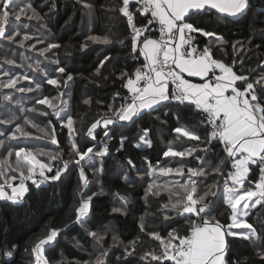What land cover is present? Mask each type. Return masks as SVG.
Returning a JSON list of instances; mask_svg holds the SVG:
<instances>
[{"label": "snow or ice", "instance_id": "6c2138e0", "mask_svg": "<svg viewBox=\"0 0 264 264\" xmlns=\"http://www.w3.org/2000/svg\"><path fill=\"white\" fill-rule=\"evenodd\" d=\"M34 3L35 0H0V39L17 44L21 48L25 47L27 41L34 39L33 35L25 31L28 29L26 21L43 19L34 7ZM78 3L89 16L95 14L96 9L92 0H78ZM251 7L252 0H118L110 10L126 18L124 32L119 36L90 34L80 48L81 50L88 48L89 42L109 45L115 41L123 45L127 41L130 52L137 59L142 56L139 66L131 72L126 69L120 72L121 86L127 89L128 95L115 92L112 97L113 104L108 106V110L98 113L94 122L79 132L70 111L63 106L67 104V100L63 98L66 95L70 98V91L68 93L58 91L55 97L44 96L35 100L34 106L28 109V112L44 117L53 116L62 127L68 129L67 159L61 151L49 152L40 149L34 152L18 144L6 146V141L32 137L33 133L26 130L28 126L36 128L41 134L36 138H47L56 144L55 126L50 120L48 127L43 128L33 119L25 116L22 124H15L13 129H6L5 132L0 133V136L4 137L0 139V150H3L5 156L0 160V178L6 176L5 166L19 173L18 184L14 183L18 179L16 175L0 181V201L21 206L26 203L29 181L32 186L39 189L42 184L59 181L70 168L79 169L76 189L78 199L73 209V219L63 228L46 229L31 244H27L24 248L26 254L24 258L27 259L28 264H50L45 255V246L53 245L60 233L73 224L83 227L88 222L93 198L100 193L88 194L86 191L90 181L85 168H91L94 175L103 172L102 160L98 158L108 155L107 141L111 139L109 126L121 121L135 122L142 114L151 115L157 110V106L173 102L192 108L201 116L193 127H203L204 135L202 137L186 125L175 127L173 131L177 134L176 140L186 137L199 143L192 147H183L181 150H176L169 144L163 156L185 158L193 156L196 152L207 155L216 146L222 145L224 158L218 159V163L206 164L202 156H196V160L200 161V167L186 168L182 160L177 161L176 167L149 165L146 175L151 180L147 183L145 196H158L162 191L169 193L168 202L163 204L161 211L156 215L167 221L171 217L166 213L171 210L178 216H185L189 221H193V218L199 219L200 223L192 222L190 230L184 234L173 228L162 236L155 227V218L146 229L145 217H141L140 235L127 243L119 240L116 235L112 236L114 242L122 245L121 255L116 257L118 264H132L128 258L136 256L141 261H148V264L152 262L162 264L163 261H169L171 264H248L247 257L239 259L235 254L230 255L231 244L237 239L247 242L253 248L254 255L261 264H264V221L254 226V223H249L247 219L252 215L251 209L256 208L257 205L264 206V58H261L256 68L246 67L243 59H233L230 63H225L213 58L209 45L198 49L193 43L196 34H200L204 37H212L211 45L228 46L229 42L223 35L215 31H206L198 20L211 10L227 17H238L244 15ZM48 8L50 18L56 10L52 0H48ZM261 12L264 13V3L261 4ZM137 14L144 17L147 22L138 26ZM154 23L159 25L158 38H152L153 34L149 27ZM42 27L46 28V25ZM256 30L253 27L246 41H236L231 44L236 55H240L248 45H251ZM258 30L264 34V28ZM18 37L20 39H17ZM36 42L44 43L39 38ZM28 47L38 51L40 55H45L51 49H59L61 45L48 43L36 49V44L33 43ZM112 59L111 56L104 57L96 68L94 76L100 77L101 69ZM5 63L12 65L16 61L6 58ZM53 63L59 65L58 61ZM237 63L240 64V68H236ZM28 67L33 68V65ZM35 68L43 71L39 64H36ZM65 71L64 67L57 66L54 72L61 75L46 74L48 76L46 83L55 86L57 90L62 85L68 88V82L73 81V76L69 74L63 79ZM184 74L188 77H199L202 82L193 83L186 79ZM4 75L7 79L0 81V88L20 93L34 91L32 86H18L20 81L30 80L27 74L9 75L5 72ZM35 87L38 90L40 85L37 84ZM12 103V94H4L0 98V106ZM83 103L87 105L91 101L85 99ZM37 105H46L47 108L41 109ZM61 113H64L63 116ZM155 119L159 120V117ZM175 119L180 124V117L176 116ZM10 123L11 120H0V124ZM98 127L103 130L105 139L99 146L94 144L81 148L76 136L86 131V136L94 141L97 136L95 130ZM148 133L149 129H143L138 139L143 145L151 147L152 141ZM124 139L121 138V148ZM136 146L140 147L141 144ZM13 156L14 168L9 163ZM38 156H46L49 162H44ZM53 161L58 163L54 165ZM127 163L135 168L130 159ZM226 163L229 167H225ZM251 165L258 166L259 176L258 180L253 181L254 189H245L243 186L250 179ZM157 173L159 176L178 179L174 182L171 180L160 182ZM209 176L213 177L211 184L206 182ZM124 178L127 180V175ZM218 184L222 187L221 195H218L220 190ZM117 198L120 206L113 207L112 211L127 215L128 199L119 194ZM221 208H225L228 212L223 223L217 218L223 215ZM85 231L98 244H102L107 237V233L88 229ZM141 236L159 241V251L156 249L138 251L143 243ZM16 251V245L8 246L5 241L3 246H0V264H15ZM106 259L107 250L102 249L101 255L94 264H106Z\"/></svg>", "mask_w": 264, "mask_h": 264}, {"label": "trees", "instance_id": "16d2710c", "mask_svg": "<svg viewBox=\"0 0 264 264\" xmlns=\"http://www.w3.org/2000/svg\"><path fill=\"white\" fill-rule=\"evenodd\" d=\"M56 5L55 13L49 18L48 0H35L34 7L43 17L42 20L26 21L28 31L34 39L27 41L25 47L21 48L17 44L0 39V81L6 80L7 72L9 75L27 74L30 77L28 81H20L18 86H32L34 91L31 93H20L14 90L0 88V98L4 94L13 95V103L11 105L0 106V120H11L10 124H0V133L6 129H13L15 124H22L25 116L33 119L40 127L47 128L48 121L55 126L56 144L50 139H38L36 128L28 126L26 130L33 133L32 137L20 138L18 141H6L8 144H18L27 147L29 150H44L49 152L61 151L65 154L69 151L68 129L62 127L57 119L53 116H40L28 112L37 98L48 96L55 97L58 91L68 93L63 99L67 100V104L63 105L70 111L73 119L76 121L75 127L78 132L86 129L94 122L98 113L108 110V106L113 104L112 97L115 92L128 94L127 89L122 88V82L119 79L122 70L131 72L135 67L139 66L142 56L137 59L130 52L127 41L123 45L113 42L109 45L92 44L81 50L82 43L87 41L88 35H121L126 27V18L122 17L115 11L110 10L118 0H92L95 7V14L89 16L78 3V0H52ZM264 0H252V7L242 16L227 17L219 14L215 10H211L207 14H203L198 20L206 31H215L221 34L229 42L228 46L211 45L212 37H204L197 34L198 44L203 49L206 45L211 47L212 56L220 59L225 63H230L233 59L245 61V66L256 68L261 58H264V34L258 29L264 28V13L261 12V4ZM41 4L43 6H41ZM69 17L71 19L69 20ZM67 21V23H65ZM137 24L146 23L144 17L137 14ZM255 22V23H254ZM42 25H46L42 27ZM152 36H156L157 32L155 24L149 25ZM253 27L257 29L252 37L251 45H248L243 53L236 55L231 48V44L236 41H246ZM148 34V33H146ZM37 38L42 39L44 43H37ZM17 39H20L18 37ZM36 44V49H40L48 43H56L61 45L59 49H51L45 55H40L36 50H31L28 45ZM259 46V47H257ZM251 49L250 51L248 49ZM113 57L104 68L101 69L102 75L95 77L94 73L99 66L100 61L106 57ZM27 57V59H25ZM14 59L15 64L9 65L5 63V59ZM58 61L59 65L53 63ZM39 64L38 71L35 65ZM28 65H33L29 68ZM62 66L66 69L63 79L67 75L73 76V81L68 82V88L60 87L59 90L55 86L48 85L46 74L60 76L55 73L54 69ZM236 68H240L237 63ZM236 70V69H234ZM259 71V69H257ZM107 77V79H104ZM251 79V77H250ZM40 87L37 90L36 85ZM85 99H90V104H84ZM38 108L46 109V105H37ZM51 111V110H49ZM6 112L8 114H6ZM64 113H61L63 116ZM110 114V113H109ZM159 117V120L155 117ZM180 117V124L177 123L175 117ZM201 119V116L192 108L184 105H177L175 102L162 104L157 106V110L151 115L142 114L141 118L135 122H119L109 126V135L111 139L107 141L108 155L98 158L102 160L103 172L97 175L93 174L91 168H85L86 175L89 178L88 194L92 192L100 193L95 196L92 201V208L87 223L81 227L73 224L71 227L62 231L57 240L51 246H45V255L50 264H94V261L101 255V250H107L106 264H118L117 256L121 255L122 245L114 242L112 236L116 235L119 240L127 243L129 240L140 235L139 222L141 217H145L146 229L155 218V227L160 231L162 236L166 231L177 229L181 234L190 230L192 222L200 223L199 219L193 218L189 221L185 216H178L173 211L168 210L166 214L170 215L167 221L156 215L161 211L163 204L168 202L169 193L162 191L158 196H145L147 183L151 178L146 175L149 165L156 166H178L177 161H183L185 167H200V161L196 160V156H202L206 164L218 163V159H223L222 145H218L214 150L205 155L196 152L193 156L185 158L164 157L163 152L167 150L171 144L176 150L183 147H192L199 142L182 138L176 140L177 134L174 133L175 127L186 125L192 128L197 134L203 137L204 128H194V124ZM149 129V138L151 139V147L142 144L138 139L143 129ZM96 140L84 134H78L76 140L81 148L85 146L97 145L105 138L103 130L98 127ZM124 139V145L121 148V138ZM0 136V139H3ZM215 143V141L213 142ZM137 144H141L137 147ZM4 152L0 150V160L4 159ZM44 162H49L46 156L39 157ZM131 160L135 165L132 168L127 161ZM15 157L9 161L12 167H15ZM54 165L58 162L53 161ZM99 167V164H97ZM225 167H229L226 163ZM250 179L244 184V188H255L253 181L258 180V166L251 165ZM55 170V169H54ZM4 178L16 175L19 183V173L14 172L12 168L5 166ZM125 175L128 179L125 180ZM160 182L171 180L174 182L178 178H169L159 176ZM0 178V181L2 179ZM79 179V169L70 168L68 172L61 176L59 181L42 184L39 189L28 182L29 193L25 197L26 203L21 206H14L10 202L0 201V246L6 241L8 246L16 245L15 264H28L24 257V248L27 244H31L34 239L41 236L48 228H63L66 223H70L73 219V209L77 203V182ZM213 177L207 178V183L211 184ZM217 179H220L217 177ZM183 182V181H181ZM218 195H221L222 187L218 184ZM126 196L129 203L127 205L128 214L122 215L112 211L113 207H119L120 202L117 198ZM223 215L218 216L223 223L228 216L225 208L220 210ZM252 215L247 217L249 223L258 225L264 221V206L257 205L251 209ZM215 215V213H213ZM95 231L98 233H107V237L102 244L96 243L87 231ZM143 241L138 251H147L156 249L159 251V241H155L151 237L141 236ZM232 252L239 259L248 258V264H261L260 260L254 255V250L247 242L236 240L231 244ZM132 264H148V261H141L138 256L129 257ZM156 264V262H152ZM162 264H171L169 261H163Z\"/></svg>", "mask_w": 264, "mask_h": 264}, {"label": "built area", "instance_id": "2783aa9c", "mask_svg": "<svg viewBox=\"0 0 264 264\" xmlns=\"http://www.w3.org/2000/svg\"><path fill=\"white\" fill-rule=\"evenodd\" d=\"M150 18V17H149ZM155 24V23H154ZM140 24H138V26H139ZM155 29H156V32H157V35H156V38H158V36H159V25L158 24H155ZM197 38H198V36H197V34H196V39L193 41V43L198 47V49H202L201 47H200V45L198 44V41H197ZM171 87V86H170ZM126 95H128V94H126Z\"/></svg>", "mask_w": 264, "mask_h": 264}, {"label": "crops", "instance_id": "0c3cea01", "mask_svg": "<svg viewBox=\"0 0 264 264\" xmlns=\"http://www.w3.org/2000/svg\"><path fill=\"white\" fill-rule=\"evenodd\" d=\"M152 38H156V36H152ZM184 75H185V78L186 79H189L193 83H200V82H202L199 77H188L187 74H184Z\"/></svg>", "mask_w": 264, "mask_h": 264}, {"label": "rangeland", "instance_id": "374dc122", "mask_svg": "<svg viewBox=\"0 0 264 264\" xmlns=\"http://www.w3.org/2000/svg\"><path fill=\"white\" fill-rule=\"evenodd\" d=\"M18 184V183H17ZM254 189V188H253Z\"/></svg>", "mask_w": 264, "mask_h": 264}]
</instances>
